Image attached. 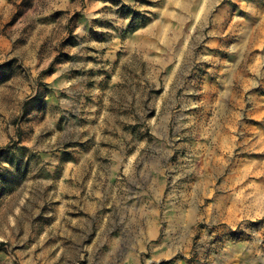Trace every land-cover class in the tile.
<instances>
[{
	"label": "rangeland",
	"instance_id": "rangeland-1",
	"mask_svg": "<svg viewBox=\"0 0 264 264\" xmlns=\"http://www.w3.org/2000/svg\"><path fill=\"white\" fill-rule=\"evenodd\" d=\"M0 65V264H116L69 217L130 188L142 264H264V0H0Z\"/></svg>",
	"mask_w": 264,
	"mask_h": 264
},
{
	"label": "crops",
	"instance_id": "crops-1",
	"mask_svg": "<svg viewBox=\"0 0 264 264\" xmlns=\"http://www.w3.org/2000/svg\"><path fill=\"white\" fill-rule=\"evenodd\" d=\"M150 197L149 191L131 188L116 189L105 196L102 191L95 190L93 195L85 197L84 206H78L69 217L79 229V233H75L77 236H73L79 241L73 244L84 242L81 238L84 230L86 238L92 234L89 245H109L116 250L125 247L128 254L115 255L116 264H126L128 260H132L129 264H142L144 249L160 234L157 201L160 194L154 195L155 201ZM108 257L102 260L103 264Z\"/></svg>",
	"mask_w": 264,
	"mask_h": 264
},
{
	"label": "trees",
	"instance_id": "trees-1",
	"mask_svg": "<svg viewBox=\"0 0 264 264\" xmlns=\"http://www.w3.org/2000/svg\"><path fill=\"white\" fill-rule=\"evenodd\" d=\"M2 66L0 65V68H1Z\"/></svg>",
	"mask_w": 264,
	"mask_h": 264
}]
</instances>
